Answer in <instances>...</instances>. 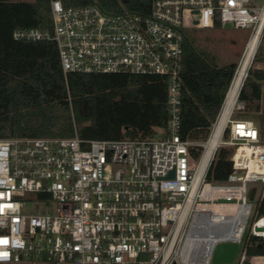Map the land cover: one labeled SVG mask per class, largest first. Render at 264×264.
Instances as JSON below:
<instances>
[{
    "label": "built area",
    "instance_id": "obj_1",
    "mask_svg": "<svg viewBox=\"0 0 264 264\" xmlns=\"http://www.w3.org/2000/svg\"><path fill=\"white\" fill-rule=\"evenodd\" d=\"M51 9L52 33L14 39L53 41L65 75L166 78L169 120L147 139H0V264H214L228 244L238 245L232 264H264L248 253L264 243L259 127L233 119L241 103L214 146L224 106L207 139L180 135L186 30L233 27L250 30V41L264 33V0H152L147 16L58 0ZM222 149L233 151L231 172L209 182Z\"/></svg>",
    "mask_w": 264,
    "mask_h": 264
},
{
    "label": "trees",
    "instance_id": "obj_2",
    "mask_svg": "<svg viewBox=\"0 0 264 264\" xmlns=\"http://www.w3.org/2000/svg\"><path fill=\"white\" fill-rule=\"evenodd\" d=\"M0 0V139L73 138L117 141L154 138L167 127V79L156 75L64 74L53 41L14 39L16 31L53 32L51 2ZM66 7L98 5L110 14L151 12L152 0H58ZM260 45L255 62L260 57ZM237 64L219 66L185 37L182 57L181 130L184 141L208 138L224 106ZM264 75L248 71L238 100L244 110L261 112ZM197 156L199 151L191 149ZM232 150H220L207 181L220 183L231 172ZM39 198H44L39 195ZM249 255L264 256L255 242Z\"/></svg>",
    "mask_w": 264,
    "mask_h": 264
},
{
    "label": "rangeland",
    "instance_id": "obj_3",
    "mask_svg": "<svg viewBox=\"0 0 264 264\" xmlns=\"http://www.w3.org/2000/svg\"><path fill=\"white\" fill-rule=\"evenodd\" d=\"M9 1L32 2L34 0H9ZM185 34L186 36H188V38L194 41L199 51L212 56L219 66L237 64V67L239 68L240 63L242 62L243 56L245 54L246 46L251 36V31L235 29L233 27H227L226 29L192 28V29H187ZM261 37L262 38L260 45L262 46V49H261L260 57L256 62L254 58L252 65L248 71L250 70L259 71L264 75V33L262 34ZM262 86H263L262 100L260 103L261 112L264 111V82ZM240 104L241 102L238 100L237 106ZM260 115H261L260 113H256L255 111L248 112L247 110H242V111L235 110L233 119L253 121L260 128V124H259ZM240 253L241 252L239 251L238 257Z\"/></svg>",
    "mask_w": 264,
    "mask_h": 264
},
{
    "label": "bare ground",
    "instance_id": "obj_4",
    "mask_svg": "<svg viewBox=\"0 0 264 264\" xmlns=\"http://www.w3.org/2000/svg\"><path fill=\"white\" fill-rule=\"evenodd\" d=\"M261 30L251 38V40L248 42L245 50V54L243 56V60L240 63L239 68L237 69V72L235 74V78L232 82L231 88L229 90L227 99L225 101V105L223 108L222 117L220 119L218 128L215 133L214 139L211 141L210 145L214 146L217 144V137L219 133L221 132L223 126L225 125L226 121L230 117L232 111L236 108L238 98L240 95L241 88L244 84L245 79L248 75V70L252 65V62L255 58V55L258 51V48L261 43Z\"/></svg>",
    "mask_w": 264,
    "mask_h": 264
},
{
    "label": "water",
    "instance_id": "obj_5",
    "mask_svg": "<svg viewBox=\"0 0 264 264\" xmlns=\"http://www.w3.org/2000/svg\"><path fill=\"white\" fill-rule=\"evenodd\" d=\"M236 72H237V70H236ZM234 78H235V76H234ZM231 85H232V83H231ZM230 88H231V86H230ZM228 93H229V91H228ZM228 93H227V96H228ZM227 96H226V99H227ZM224 105H225V103H224ZM171 176L173 177V173ZM237 249H238L237 244L219 245L215 251L213 263L214 264H232L234 262V259L236 256Z\"/></svg>",
    "mask_w": 264,
    "mask_h": 264
}]
</instances>
